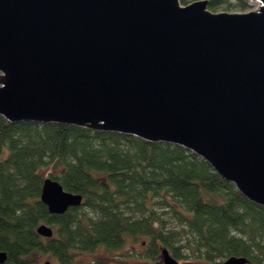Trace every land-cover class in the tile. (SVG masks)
I'll return each mask as SVG.
<instances>
[{"label": "water", "instance_id": "obj_1", "mask_svg": "<svg viewBox=\"0 0 264 264\" xmlns=\"http://www.w3.org/2000/svg\"><path fill=\"white\" fill-rule=\"evenodd\" d=\"M248 1L0 0V116L182 147L264 208V0ZM40 200L64 215L84 198L48 177Z\"/></svg>", "mask_w": 264, "mask_h": 264}, {"label": "trees", "instance_id": "obj_2", "mask_svg": "<svg viewBox=\"0 0 264 264\" xmlns=\"http://www.w3.org/2000/svg\"><path fill=\"white\" fill-rule=\"evenodd\" d=\"M207 1L211 10L249 7L248 0ZM48 177L82 195L83 204L51 215L40 200ZM42 224L53 228L52 238L38 235ZM140 240L142 252H124ZM102 248L121 252L115 264H163V248L179 264H223L233 256L264 264V208L182 147L76 126L13 124L0 116L4 264H34L36 253L77 264L81 254Z\"/></svg>", "mask_w": 264, "mask_h": 264}, {"label": "rangeland", "instance_id": "obj_3", "mask_svg": "<svg viewBox=\"0 0 264 264\" xmlns=\"http://www.w3.org/2000/svg\"><path fill=\"white\" fill-rule=\"evenodd\" d=\"M180 4L182 6H188L192 3L198 2V1H205V0H185L186 3H183V0H179ZM231 4L236 5L237 2L235 0L230 1ZM248 9L245 11L241 10L237 7H229L226 5H221L214 10L208 9L212 13H248L257 10L258 4L250 2L248 3ZM145 249V244L143 240H140L138 243L130 242L127 247L125 248L124 252L127 253L128 251H133L134 254H137V252H142ZM121 252L111 254L107 252L105 249H98L96 252L93 253H84L78 256L77 258V264H115L117 260H121L119 258ZM117 255V256H116ZM134 259V258H133ZM162 259V258H161ZM34 264H56L54 260L50 256H44L42 254L36 253L33 255ZM136 260V258H135ZM163 263V261H162Z\"/></svg>", "mask_w": 264, "mask_h": 264}]
</instances>
